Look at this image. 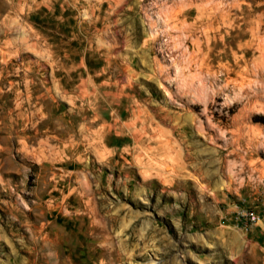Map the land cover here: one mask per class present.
Returning a JSON list of instances; mask_svg holds the SVG:
<instances>
[{"label":"rangeland","instance_id":"374dc122","mask_svg":"<svg viewBox=\"0 0 264 264\" xmlns=\"http://www.w3.org/2000/svg\"><path fill=\"white\" fill-rule=\"evenodd\" d=\"M71 1L0 42V264H264V0Z\"/></svg>","mask_w":264,"mask_h":264},{"label":"crops","instance_id":"0c3cea01","mask_svg":"<svg viewBox=\"0 0 264 264\" xmlns=\"http://www.w3.org/2000/svg\"><path fill=\"white\" fill-rule=\"evenodd\" d=\"M76 3H81L79 7H86L87 13H89L90 8H97L104 6L106 9L113 6V3H103L104 0H75ZM73 5V1L71 0H44L43 3H40L39 0H0V42L4 43L6 39L8 38V32L12 30V33H14L15 37L13 40L23 41L24 39V13L26 10V15L29 16H39L41 21V7L46 6L49 7L48 11H52V14L55 13V9L57 7H64L68 8ZM76 6V5H75ZM51 8V10H50ZM47 21L44 23L45 26L47 24V31L41 36L40 28L34 27V22H32L30 30L27 32V35H31L33 39L40 40L41 37L45 41H47V47L50 49V47H54V44H50V40L52 41L54 38L55 31L53 30V26H51L50 23V17H46ZM29 20V19H28ZM79 24H96L97 25V33L107 34L110 33L109 25L111 23V17L108 15H105L103 13H99L96 16L93 15H87L85 21L83 18L77 19ZM64 21L69 23V25L64 27V30L60 32L61 38L64 40L65 44H68V52H65L67 55H71V40L78 38L80 36V33L83 31L73 29L71 26V18L64 17ZM64 22V23H66ZM30 23V22H28ZM99 25V26H98ZM10 26V27H9ZM51 28V29H50ZM90 33V31H87ZM98 33V34H99ZM66 40L68 42H66ZM35 43H32V46H34ZM37 45H40L38 43Z\"/></svg>","mask_w":264,"mask_h":264},{"label":"bare ground","instance_id":"6f19581e","mask_svg":"<svg viewBox=\"0 0 264 264\" xmlns=\"http://www.w3.org/2000/svg\"><path fill=\"white\" fill-rule=\"evenodd\" d=\"M259 47V46H258Z\"/></svg>","mask_w":264,"mask_h":264}]
</instances>
